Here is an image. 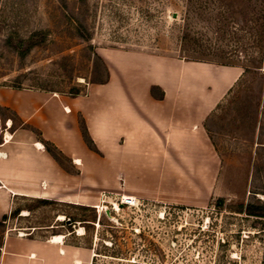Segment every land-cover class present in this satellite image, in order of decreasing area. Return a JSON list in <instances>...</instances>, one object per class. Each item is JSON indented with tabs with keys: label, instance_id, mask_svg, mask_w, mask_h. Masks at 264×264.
<instances>
[{
	"label": "rangeland",
	"instance_id": "rangeland-1",
	"mask_svg": "<svg viewBox=\"0 0 264 264\" xmlns=\"http://www.w3.org/2000/svg\"><path fill=\"white\" fill-rule=\"evenodd\" d=\"M115 50L243 69L209 120L221 157L210 199L17 197L22 210L0 224V247L7 234H66L82 264H264V0H0V85L83 94L105 79Z\"/></svg>",
	"mask_w": 264,
	"mask_h": 264
},
{
	"label": "crops",
	"instance_id": "crops-1",
	"mask_svg": "<svg viewBox=\"0 0 264 264\" xmlns=\"http://www.w3.org/2000/svg\"><path fill=\"white\" fill-rule=\"evenodd\" d=\"M105 59V79L83 94L0 85V219L17 197L210 199L221 157L208 124L241 66L131 50ZM56 235L61 242L5 235L0 264H82V249Z\"/></svg>",
	"mask_w": 264,
	"mask_h": 264
},
{
	"label": "trees",
	"instance_id": "trees-1",
	"mask_svg": "<svg viewBox=\"0 0 264 264\" xmlns=\"http://www.w3.org/2000/svg\"><path fill=\"white\" fill-rule=\"evenodd\" d=\"M47 149L52 153V151H51L52 148H51L50 146H47ZM52 154L56 157V155H55L54 153H52ZM37 201L40 202V203H44L46 200H44V199H38ZM222 201H223L222 198H218V200H217V205H221ZM237 207H238V208H234V209H235V212L242 213V212H243V205L240 204V205H238ZM21 210H22V209H21L20 207H17V208L12 209L8 215H4V216L2 217V219H1V221H0V224H1V223H4V221L7 220V219H9V218H12V217H16V216H18V214L20 213ZM257 216H261V215L258 214ZM70 221L73 222V221H75V219H72V220H70ZM60 224H61L62 226H64V225H65V220L63 219V220L60 222ZM107 249L109 250V248H107ZM96 254H100V253L97 252ZM109 254L112 255V256H116L114 252H110ZM109 254H107V255H109ZM93 259H94V258H93Z\"/></svg>",
	"mask_w": 264,
	"mask_h": 264
},
{
	"label": "bare ground",
	"instance_id": "bare-ground-1",
	"mask_svg": "<svg viewBox=\"0 0 264 264\" xmlns=\"http://www.w3.org/2000/svg\"><path fill=\"white\" fill-rule=\"evenodd\" d=\"M40 147V146H39ZM131 200L134 201V203L136 202V199L131 197ZM137 204V203H136ZM115 207L117 208V205L115 204ZM119 207V206H118ZM101 208V206H100ZM119 209V208H118ZM79 233H82V229H79ZM52 241L54 242H61L62 241V236L61 235H52L50 238ZM79 260V259H78Z\"/></svg>",
	"mask_w": 264,
	"mask_h": 264
},
{
	"label": "built area",
	"instance_id": "built-area-1",
	"mask_svg": "<svg viewBox=\"0 0 264 264\" xmlns=\"http://www.w3.org/2000/svg\"><path fill=\"white\" fill-rule=\"evenodd\" d=\"M120 204L129 206L133 205L134 201L131 200V196H121Z\"/></svg>",
	"mask_w": 264,
	"mask_h": 264
}]
</instances>
